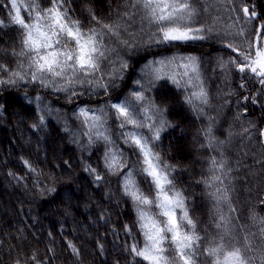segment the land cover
<instances>
[{"label": "trees", "instance_id": "obj_1", "mask_svg": "<svg viewBox=\"0 0 264 264\" xmlns=\"http://www.w3.org/2000/svg\"><path fill=\"white\" fill-rule=\"evenodd\" d=\"M40 2L47 5L48 0ZM7 3L8 0H0V5ZM194 3V26L205 28V39L157 43L152 35L157 26L143 20L142 13L132 10L130 19L117 16L124 11L123 0H70L69 12L86 24L90 23L84 10L88 5L103 23L121 25L119 37L105 36V43L114 49L106 53L108 59L101 64L107 90L86 83L77 85V95L70 97L69 93L35 82L0 86V264H14L16 259L23 261L32 254L41 264H129L127 246L142 240V234L136 227L134 205L123 192L122 177L128 169L118 175L112 173L105 162L106 145L89 134L78 111L95 109V114L107 119L133 177L148 193L151 185L145 175L139 174L138 157L124 143L111 108V104L126 101L140 104L133 97L140 91L148 103L167 109L163 119L171 126H166L155 142L156 150L174 168L171 176L177 189L188 198L197 232L214 238L223 230L216 227L223 214L231 221L226 226L229 234L242 244L250 243L249 255H260L259 218L264 217V86L253 77L243 81L242 89L241 76L248 74L219 62L220 57L233 55L223 45L241 43L256 21L246 26L244 36L236 37L227 31L224 35V26L230 27L241 13L238 0ZM244 3H254L258 19L264 20V0ZM7 11L0 6V19L5 21L0 27V62L15 67L19 58L9 53L14 48L19 50L20 33L17 26L9 23ZM174 56L197 58L199 82L196 74L189 72L192 83L186 84L189 77L182 75L184 69L179 65L183 61L179 60L163 69L167 73L163 79L155 78L154 69L159 65L154 62H167ZM123 63H127V69L121 68ZM115 69L121 71L110 76L109 72ZM172 75L180 81L179 86L170 79ZM199 83L208 94V103L187 104L184 98L198 91ZM244 96L249 99L244 100ZM209 127L215 137L213 147H202L209 142ZM209 157L225 162L223 172L216 174L223 177L228 202L217 204L209 195L219 182L212 188L198 182L213 175ZM89 166L95 171H86ZM97 175L102 179L97 180ZM125 225L133 228L131 234L125 231ZM244 237L248 240L244 241ZM69 241L79 248V256L68 247ZM99 245H103L102 251ZM28 264L33 262L28 260Z\"/></svg>", "mask_w": 264, "mask_h": 264}, {"label": "snow or ice", "instance_id": "obj_2", "mask_svg": "<svg viewBox=\"0 0 264 264\" xmlns=\"http://www.w3.org/2000/svg\"><path fill=\"white\" fill-rule=\"evenodd\" d=\"M228 2L231 3L232 0ZM238 3L246 23L256 21V24L250 35L241 43L228 42L223 45L233 55L227 59L220 57L219 62L221 66L227 67L231 64L239 73L248 74L247 77L241 76L242 89L245 87L243 81L253 77L264 86V20L258 19L259 14L254 3L248 5L244 0H238ZM69 4L70 0H48L47 5H42L40 0H8L7 4L0 5L8 10L9 23L17 26L20 33L19 50L14 48L9 53L19 58L16 66L9 67L0 62V86L16 85L22 81L35 82L45 87H54L57 92L69 93L70 97L77 95L74 91L77 85L86 83L107 90L108 85L103 83L101 64L108 59L106 53L114 49H110L105 43V36L119 37L121 25L118 22L103 23L88 5H85L84 10L89 15L90 23L86 24L69 12ZM123 7L124 11L118 12V17L130 19L132 10H135L142 13L143 20L157 26L156 32L152 34L157 43L205 39V28L194 26L197 15L194 0H123ZM239 19L237 17V21ZM4 24L5 21L0 19V27ZM236 35L244 36V29L240 28ZM177 60L183 61L179 65L184 69L182 75L189 77L186 84L192 83L189 72L196 74L195 78L199 82V65L195 56H174L167 62H154L159 65L154 69L155 78L163 79L167 75L163 69L175 64ZM127 67V63L121 65L122 69ZM148 67L152 68V64ZM120 71L121 69H115L114 72H109V75L113 76ZM170 79L180 85L175 75ZM198 87V91L184 98L187 104L196 106V101L200 104L208 103V94L202 83H199ZM69 89L73 91L69 92ZM133 97L140 102L146 99L143 91L133 93ZM243 99L247 101L249 97L244 96ZM252 100L256 102L255 97H252ZM111 108L115 110L114 116L120 129L132 126V131L122 132L121 136L124 143L133 149V154L138 157L139 174L145 175L146 182L151 185L149 192L145 193L133 177L132 168L129 167L124 153L109 148L105 162L112 173L118 175L122 170L128 169L122 177L123 192L134 205L136 227L142 234V240L127 246L129 264H264V217L259 218L262 225V242L258 257L249 255L252 250L250 243L242 244L235 236L229 234L226 226L231 221L223 214L218 217L219 222L216 224L218 229L223 230L214 238L203 237L197 232V223L190 215L188 198L183 191L177 189L175 178L171 176L174 168L156 150L158 145L155 142L160 140L166 126H171L170 122L163 119L167 109L156 105L155 102L141 103V114L139 108L134 107L131 101L111 104ZM95 111L89 108H80L78 111V117L82 118V122L88 124L90 129L102 127L101 117L91 114ZM154 116L159 119H154ZM39 119L43 123V115H40ZM140 129H147V134L138 131ZM211 132L209 127L206 130L209 142L202 147H213L212 141L215 137L211 136ZM95 134L109 145L114 143L101 131ZM261 135L264 136V131ZM209 160L213 175L210 179L198 182L209 188L219 182L209 195L217 204L221 201L228 202L230 197L228 189L223 187V177L216 174L223 172L225 162L217 161L215 157H209ZM24 163L35 171L28 161ZM86 171L95 170L89 166ZM96 179L100 180L102 177L97 175ZM261 203H264V200ZM230 211L234 212L235 209L230 208ZM125 231L131 234L133 228L125 225ZM243 239L247 241L248 237ZM68 247L73 254L79 256L80 250L74 243L69 241ZM99 248L102 251L103 245H99ZM201 256H206L207 259L200 260ZM28 260L33 264H41L35 254L23 261L18 258L14 264H28ZM115 264H119V261Z\"/></svg>", "mask_w": 264, "mask_h": 264}, {"label": "rangeland", "instance_id": "obj_3", "mask_svg": "<svg viewBox=\"0 0 264 264\" xmlns=\"http://www.w3.org/2000/svg\"><path fill=\"white\" fill-rule=\"evenodd\" d=\"M22 13H23V9H22ZM237 17H239L240 19H239L238 21H237V19H236L234 22L231 21L230 27H226V26H224V28H223L224 35L227 34V33H225V31H227V32H229V33H231V34H233V35H236V33L239 31L240 28H243V29H244V33H245V31H246V26H248V25H250V24H249V23H246V18L243 16L242 13H239V12H238ZM27 18H28V17H27V15L25 14V19H27ZM234 25H235V27H234ZM236 37H238V36L236 35ZM141 103L148 104V102L146 101V99H145L144 102H141ZM141 103L138 104V105H134V104H133V106L136 107V108H139V110H140V112H141V114H142V113H143V109L140 108ZM91 114H93V113H91ZM94 114H95V113H94ZM95 115H98V116L101 117L102 127L99 128V129H90V127H89L88 124L83 123L84 126H85V128H86V130L89 132V134H90L91 136H93V137L96 138L98 141H100V142H102V143H104V144L106 145V147H107V153H108V151H109V148H112L113 150H117V151H122V148L119 146V144L117 143V141H116V139H115V137H114V135H113V133H112V129H111V127H110V125H109L107 119H106L104 116H102L101 114H95ZM118 128H119V126H118ZM132 130H133V128H132L131 125L127 126L125 129H120V128H119V132H120V133H122V132H127V131H132ZM97 131H101V132L104 133V135L109 136L110 139H111L114 143H113L112 145H109V144H108V143H107L102 137H99V136H97V135L95 134ZM138 131H142V132H144L145 134H147V132H148L147 129H140V130H138Z\"/></svg>", "mask_w": 264, "mask_h": 264}]
</instances>
